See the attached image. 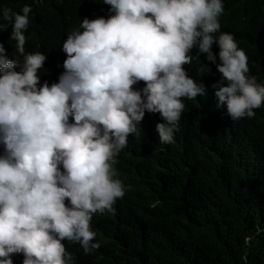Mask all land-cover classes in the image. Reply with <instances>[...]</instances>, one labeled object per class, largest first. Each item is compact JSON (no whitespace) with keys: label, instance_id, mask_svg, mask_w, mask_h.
<instances>
[{"label":"clouds","instance_id":"9594fccd","mask_svg":"<svg viewBox=\"0 0 264 264\" xmlns=\"http://www.w3.org/2000/svg\"><path fill=\"white\" fill-rule=\"evenodd\" d=\"M103 3L107 18H84L67 35L64 71L52 84L38 74L47 55L25 52L31 6L0 8V31L11 28L22 57L9 60L0 45V264H14L13 254L23 255L22 264H76L65 240L86 255L100 247L91 221L114 214L125 195L113 165L128 136L140 134L146 112L158 113L159 141L173 143L181 98L205 94L183 67L194 47L221 74L212 87L232 120L253 118L264 103V84L248 74L245 51L220 32L223 0Z\"/></svg>","mask_w":264,"mask_h":264},{"label":"trees","instance_id":"16d2710c","mask_svg":"<svg viewBox=\"0 0 264 264\" xmlns=\"http://www.w3.org/2000/svg\"><path fill=\"white\" fill-rule=\"evenodd\" d=\"M223 3L220 32L234 36L248 74L264 84V0ZM25 4L32 8L25 52L47 55L38 74L49 84L64 71L67 35L84 18H107L110 7L103 0H0V8L16 12ZM10 32L0 31V45L9 60H22ZM212 51H219L215 44ZM189 55L183 67L204 84V96L181 98L185 109L170 144L159 141L160 115L145 113L140 134L128 136L113 165L125 195L114 214L93 215L100 247L86 255L78 243L63 241L76 264H264V233H255V226L264 228V103L253 118L232 120L226 106L217 107L216 66L195 47ZM12 259L22 264L23 255Z\"/></svg>","mask_w":264,"mask_h":264}]
</instances>
